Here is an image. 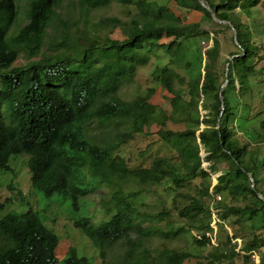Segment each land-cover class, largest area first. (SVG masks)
<instances>
[{"label": "trees", "instance_id": "obj_1", "mask_svg": "<svg viewBox=\"0 0 264 264\" xmlns=\"http://www.w3.org/2000/svg\"><path fill=\"white\" fill-rule=\"evenodd\" d=\"M202 1L209 10L198 0H27L19 24L17 1L0 0V172L24 155L44 197L61 194L77 209L80 196L99 195L73 226L101 260L264 264V121L255 129L247 113L264 81H252L264 72L253 37L264 40L255 16L264 0ZM111 4L134 13L92 21ZM230 25L236 43L225 54L218 34ZM20 56L25 64L13 66ZM145 67L149 86L122 98ZM159 88L165 100L155 103ZM57 245L31 209L0 218V264H90L74 249L58 259Z\"/></svg>", "mask_w": 264, "mask_h": 264}, {"label": "rangeland", "instance_id": "obj_2", "mask_svg": "<svg viewBox=\"0 0 264 264\" xmlns=\"http://www.w3.org/2000/svg\"><path fill=\"white\" fill-rule=\"evenodd\" d=\"M18 5V23H25V14H26V3L27 0H16ZM67 13V20L76 19L75 13H73L70 5L67 3L64 4V12ZM134 13L132 9L130 12H127V9L120 7L116 4H111L101 10H98L93 13L92 21L101 20L106 17H119L122 20H128ZM183 16L187 17V20H191V16L183 13ZM257 23H264V10L259 11L256 15ZM64 17V16H63ZM260 32L253 33V37L257 44H260L262 47L261 50H264V40L260 38ZM114 37V35H113ZM221 45L225 47V54L232 49V44L234 41L233 32L231 29L224 30L218 34ZM25 58L19 57L13 66H21L25 64ZM195 61V60H194ZM203 60L200 63L196 61L193 65L192 73L193 75H198L203 72L202 70ZM264 66V61L259 64V67ZM264 79V72L262 75L256 78H253L252 81H260ZM149 72L148 67L138 70L135 78L131 82H126L122 85L119 90V94L122 98L131 99L137 94H141L145 91V88L149 86ZM165 93L160 88L152 97L155 103L163 102L165 100ZM254 100L252 102L251 108L247 111L249 113L248 123L253 128L257 129V126L261 121H264V101L261 100L262 95H264V81L253 91ZM203 114V112H200ZM235 123V122H234ZM232 124L235 125V124ZM264 132V130H262ZM154 138L147 139L148 142L155 140ZM201 155L202 152H201ZM148 157H151L149 155ZM27 157L22 156H12L10 158V171L9 172H0V202L8 200L9 204L0 211V218L5 212L15 211L22 212L27 209L38 214L41 222L58 237V245L56 247V256L58 259H62L66 256L69 249H74L79 256H85L90 264H112V256H108L106 260H101L98 255V251L90 243L88 238L80 232L78 229H75L73 223L85 216H90L93 213V210L97 209V201L99 195L93 196H80L77 204L78 208L75 209L72 203V199L66 198L61 194H54L51 197H44L41 192L36 190L31 186L30 175L26 167ZM262 177V182L259 185L261 190L264 189V170L260 175ZM214 176L211 177L213 179ZM213 224V223H212ZM229 232V230H228ZM188 235H184L181 241V248L185 246ZM237 250V248H236ZM255 261V256L253 257ZM257 260V258H256ZM110 261V262H109ZM235 262L237 264H242L240 258H236Z\"/></svg>", "mask_w": 264, "mask_h": 264}, {"label": "water", "instance_id": "obj_3", "mask_svg": "<svg viewBox=\"0 0 264 264\" xmlns=\"http://www.w3.org/2000/svg\"><path fill=\"white\" fill-rule=\"evenodd\" d=\"M199 1V3L203 6V7H205L206 9H208L209 10V8L207 7V6H205L204 5V3H203V1L202 0H198ZM211 17L216 21V22H218V23H222L221 21H219V20H217L216 18H215V15H214V13L213 12H211ZM224 23V22H223ZM230 29L232 30V32H233V40H234V42L236 43V33H235V31H234V28L230 25ZM232 58V57H231ZM230 58V59H231ZM228 66H229V62H227L226 64H225V81H224V83L222 84V86H221V89L222 88H224V86H226V84H227V71H228ZM220 99H221V101H222V98L220 97ZM224 108L222 107V110H223ZM222 113V112H221ZM217 124V127H218V123H216ZM247 176H248V179H249V181H250V183H251V188H253L254 186H253V181H252V178H251V176H250V174H247ZM256 195H257V197L260 199V200H264L263 199V196L259 193V192H256Z\"/></svg>", "mask_w": 264, "mask_h": 264}, {"label": "built area", "instance_id": "obj_4", "mask_svg": "<svg viewBox=\"0 0 264 264\" xmlns=\"http://www.w3.org/2000/svg\"><path fill=\"white\" fill-rule=\"evenodd\" d=\"M217 200H219V197H217ZM216 221H218V219L215 216V214L212 213V222H211L210 226L213 229V231L215 230V223H216ZM206 236H208L210 238V243L213 244L214 243V232L211 235L209 233H207ZM195 237L199 238L198 236H195ZM233 242H235L237 244V246H238L241 243V239L236 238V239H234ZM255 263H257L256 257H255Z\"/></svg>", "mask_w": 264, "mask_h": 264}]
</instances>
